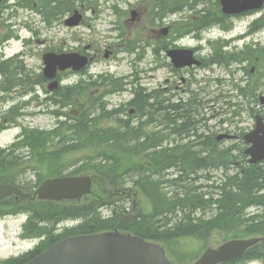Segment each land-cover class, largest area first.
Masks as SVG:
<instances>
[{
	"label": "flooded vegetation",
	"instance_id": "obj_1",
	"mask_svg": "<svg viewBox=\"0 0 264 264\" xmlns=\"http://www.w3.org/2000/svg\"><path fill=\"white\" fill-rule=\"evenodd\" d=\"M68 1L0 0V47L10 36L16 35L24 45L8 56L0 49V67L9 72V79H0V134L11 132L19 120H33L34 106L42 111L48 109L44 106L55 105L65 115L64 110L68 112L70 104L83 108L95 106L97 120L111 117L110 133L114 132L116 122L122 121L132 137H144V132L156 124L158 131L164 134L165 108L170 100L187 98L207 104L225 101L226 84L230 81L220 76L221 70L239 75L240 95L249 113L264 120V33L258 30L259 23L252 24L259 17L253 18L251 13L222 14L220 9H213L215 2L205 3L202 8L194 3L189 7L192 41L189 46L182 44L181 37H174L173 26L168 21L172 19L165 12L158 24H151L152 19L142 16L134 21L123 18V23L114 22L110 33L98 39L84 33L87 26L92 27L94 33L96 31L86 18L85 0H78L77 8L83 16L79 24L74 27L65 24V18L70 15ZM51 4L60 6L61 14L46 13L45 7ZM201 14L205 15L204 19L200 18ZM245 18L249 21L247 28L229 38L227 27H234L235 21ZM125 24L126 31L122 27ZM23 28L28 34H17ZM57 30L59 35H55ZM33 42L39 43L41 49H33ZM179 47L192 49L190 59H195L192 65L181 66L183 59L174 62L175 53L168 51ZM36 51L42 54V63L45 53H77L87 57L88 65L76 69L56 67L49 72V77L44 66L37 69L20 60ZM118 53L129 54V74L123 76L109 70L98 73L97 64L103 58H117ZM112 78H125L128 87L110 82ZM125 92L129 93L126 99L122 95ZM135 102L143 107L142 119L139 104L134 105ZM151 112L158 115L152 126L149 123ZM25 136L20 131L15 140L0 147V169L7 170L9 181L16 185L33 184V177H29V173L33 175V142L21 145ZM23 147L28 149L25 154L21 152ZM142 150L148 151L149 145ZM14 169L19 171L14 173Z\"/></svg>",
	"mask_w": 264,
	"mask_h": 264
},
{
	"label": "trees",
	"instance_id": "obj_2",
	"mask_svg": "<svg viewBox=\"0 0 264 264\" xmlns=\"http://www.w3.org/2000/svg\"><path fill=\"white\" fill-rule=\"evenodd\" d=\"M158 1L160 7L163 3L179 5L183 0ZM71 122L68 124L71 133H56L62 136L61 144L67 149L86 144L96 147L101 143L100 153L103 159L102 163L101 158L97 157L100 155H95L88 159L89 162L98 161L94 167L76 169L75 172L91 171L98 174L99 171L102 176H108L111 183L98 184L95 187L97 193H100V189H122L129 185H124L125 179L136 174L137 179L129 185V191L137 190L144 194L150 209L147 212L140 206L137 211L130 212L132 205L128 207L125 199L121 202L108 198L94 199L80 204L33 201V214L29 219L33 223V230L30 232L33 236L47 235L33 251V256L60 238L113 229L161 241L170 252L173 247H182L185 251L174 256L177 264L189 259L190 252L185 247L189 240L198 241L205 246L211 244L212 236L219 241L232 237H264V163L248 164L237 144L222 148L216 137L211 136L200 140V148L194 152L183 146L153 149L146 153L151 169L156 173L151 177L143 169L142 148L145 143L140 142L138 135L134 138L136 143H131L129 140L132 136L128 133L104 131L102 134H95V130H87L90 124L83 118ZM35 138L40 140V134H33V140ZM154 141L156 139L149 138V143ZM33 144L39 148L42 146L37 142ZM154 144L158 146L159 142ZM154 144L152 148L155 147ZM237 148V152H232ZM170 169L176 171L173 177L167 175V178H155L157 172L164 173ZM5 201L0 202V217L21 208L24 210L13 199ZM103 207L108 208L107 215L101 213L100 208ZM253 207L260 210V213L249 211ZM25 209L29 210L30 207L26 206ZM45 213L49 214L47 218L52 216V219L38 221V214ZM75 218L79 220L76 226L64 227L63 232L55 233L54 228L58 223ZM252 258H262L264 262V241L251 247L243 256L224 264H241ZM15 263L17 261H4L3 264Z\"/></svg>",
	"mask_w": 264,
	"mask_h": 264
},
{
	"label": "water",
	"instance_id": "obj_3",
	"mask_svg": "<svg viewBox=\"0 0 264 264\" xmlns=\"http://www.w3.org/2000/svg\"><path fill=\"white\" fill-rule=\"evenodd\" d=\"M224 12L233 13L260 8L264 0H220ZM190 53V52H182ZM57 64L69 66L72 60L59 55ZM220 138V137H219ZM250 146L244 151L249 163L264 160V126L245 136ZM89 177H64L43 182L36 193L39 198L60 200L78 198L90 192ZM12 193L21 194L18 188L0 184V198ZM258 241L234 239L219 247L207 248L194 264H215L239 256L247 247ZM23 264H173L165 256L164 249L157 243L108 231L97 234L74 235L60 240L44 252Z\"/></svg>",
	"mask_w": 264,
	"mask_h": 264
},
{
	"label": "rangeland",
	"instance_id": "obj_4",
	"mask_svg": "<svg viewBox=\"0 0 264 264\" xmlns=\"http://www.w3.org/2000/svg\"><path fill=\"white\" fill-rule=\"evenodd\" d=\"M89 1V0H88ZM89 9H87V17L90 18L89 22L93 25L96 29L95 33L94 30L89 27H84V33L86 35H92V37L102 39L103 35H108L110 32L109 30L113 27L112 24L114 22H122L123 17H129V10L134 8L142 12V17H145L149 11H153L156 6H159L158 0H91L89 1ZM163 3V2H162ZM194 1L192 0H183L181 2L182 6H188L193 4ZM167 3H163L166 5ZM115 6V11L111 10V7ZM87 7V6H86ZM179 14L172 17L175 20ZM147 18V17H146ZM54 20V18H52ZM171 24V23H170ZM172 25V24H171ZM248 25L247 19L245 20H238L235 21V28L233 30V34L238 32L239 30H245ZM123 29L126 30V25H122ZM173 28V27H172ZM58 32H54L55 35H59ZM21 35H27L28 32L23 28L20 30ZM44 35V34H43ZM43 37H47L44 35ZM184 42H189V40H185ZM23 43L20 38H15L9 40L3 47H0L2 51H4L5 55H9L17 50L23 48ZM39 43L33 42V49H41ZM40 51H36V53H27L25 57L26 63L32 65L38 69L41 66V56L42 54L39 53ZM150 52V51H149ZM96 70H109V71H116L118 74L126 75L130 71V61L129 56L123 53H118L117 58L112 59L111 61L102 59L100 63L97 64ZM53 108V107H52ZM71 112L70 115L76 116L78 112L82 110L81 106L78 104H71ZM90 107H85V109H89ZM54 109V108H53ZM62 111V110H61ZM69 111V109H68ZM64 112L68 113L66 110ZM76 112V114H74ZM53 117L52 115H37L34 117L33 120H29L27 124V132L33 129L39 130H50L53 127ZM76 118H81L80 116H76ZM218 119H216L217 121ZM113 124L112 120L109 122V119H100L95 122H92V125L89 126L90 128L96 127L95 134L99 131L107 130L109 127L108 125ZM222 127V125H221ZM22 131V129H15L13 128L11 132L0 134V147H3L6 143L15 140L16 135ZM33 142H38L36 139ZM39 143V142H38ZM30 144V143H29ZM64 144H61V139H52L51 141L45 138L43 145L40 148L33 147L39 153H42L45 157V160L48 164L50 163H58L61 162L63 165L66 163H73V164H81L82 162H88L90 157H94L98 153H100L101 143L100 145L94 147V145L84 146L83 149H80L79 145L75 148L68 147L67 151L63 154H59V148L63 147ZM63 161V162H62ZM139 196V195H138ZM140 200L141 206H146L147 201L144 199L143 196L138 197ZM144 211H147V208H143ZM250 211H254V209H250ZM21 216L16 217H5L0 219V259H6L7 257H12L19 254L22 251L28 249V247L32 246V242L29 240H22L20 234V227L23 222ZM211 244L215 245L218 244V240L216 237L212 236L210 238ZM33 242V246H34ZM178 247V246H177ZM185 247L193 250L196 248V243L194 240H189L186 242ZM199 251V246L196 249ZM181 250L179 248L173 247L172 254L173 256H177ZM171 254V253H170ZM171 254V257H172ZM181 260V259H180ZM191 259H184L182 264H191ZM248 264H257V263H248Z\"/></svg>",
	"mask_w": 264,
	"mask_h": 264
},
{
	"label": "bare ground",
	"instance_id": "obj_5",
	"mask_svg": "<svg viewBox=\"0 0 264 264\" xmlns=\"http://www.w3.org/2000/svg\"><path fill=\"white\" fill-rule=\"evenodd\" d=\"M0 79L2 80L9 79V72L6 68L0 67ZM164 118H166L168 121L175 123V122H180L182 120H191L192 116L189 115L186 111L175 108L174 110H171L170 112H166L164 115ZM130 187L131 186L127 187V190H130ZM48 215H49L48 213L38 214L37 216L38 221H50V219H52V216L47 218ZM32 226H33V223H32Z\"/></svg>",
	"mask_w": 264,
	"mask_h": 264
}]
</instances>
